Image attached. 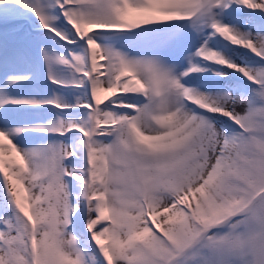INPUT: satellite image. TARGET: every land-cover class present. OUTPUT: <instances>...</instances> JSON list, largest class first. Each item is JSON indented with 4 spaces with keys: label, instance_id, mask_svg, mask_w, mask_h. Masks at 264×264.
Segmentation results:
<instances>
[{
    "label": "snow or ice",
    "instance_id": "snow-or-ice-1",
    "mask_svg": "<svg viewBox=\"0 0 264 264\" xmlns=\"http://www.w3.org/2000/svg\"><path fill=\"white\" fill-rule=\"evenodd\" d=\"M0 264H264V0H0Z\"/></svg>",
    "mask_w": 264,
    "mask_h": 264
},
{
    "label": "rangeland",
    "instance_id": "rangeland-1",
    "mask_svg": "<svg viewBox=\"0 0 264 264\" xmlns=\"http://www.w3.org/2000/svg\"><path fill=\"white\" fill-rule=\"evenodd\" d=\"M101 63H103V62L101 61Z\"/></svg>",
    "mask_w": 264,
    "mask_h": 264
}]
</instances>
